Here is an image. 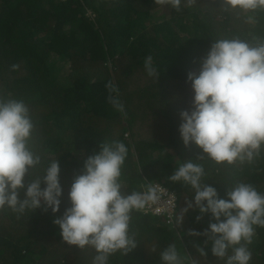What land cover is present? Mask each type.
Masks as SVG:
<instances>
[{
	"label": "trees",
	"instance_id": "trees-1",
	"mask_svg": "<svg viewBox=\"0 0 264 264\" xmlns=\"http://www.w3.org/2000/svg\"><path fill=\"white\" fill-rule=\"evenodd\" d=\"M225 38L264 41V9L246 12L224 0H182L180 10L156 0H0V97L27 105L34 124L29 147L40 156L25 184L58 159L63 189L55 213L43 206L23 214L0 210V264H93L96 250L67 244L54 220L71 207L69 190L84 161L113 141L128 148L122 193L157 182L178 196L173 223L133 210L129 235L136 246L111 254L108 264H162L160 253L170 244L182 264H225L206 236L191 234L214 222L210 213L199 221L198 209L184 213L194 190L169 179L191 160L220 198L239 183L264 194V146L251 162L217 163L194 143L186 146L179 133V114L193 97L187 75L198 73L212 43ZM148 56L157 80L145 70ZM110 95H118L123 112ZM254 228L250 264H264V227Z\"/></svg>",
	"mask_w": 264,
	"mask_h": 264
},
{
	"label": "clouds",
	"instance_id": "clouds-1",
	"mask_svg": "<svg viewBox=\"0 0 264 264\" xmlns=\"http://www.w3.org/2000/svg\"><path fill=\"white\" fill-rule=\"evenodd\" d=\"M156 3L180 10L182 0ZM224 4L246 12L264 9V0H224ZM144 67L157 80L159 70L151 56L145 58ZM187 80L193 97L191 107L179 114L183 143H194L217 163L251 162L264 146V41L252 45L239 38L216 39L201 58L198 73L189 72ZM107 87L118 93L115 85L109 83ZM108 99L123 112L118 95ZM33 130L24 101L0 97V210L8 207L23 214L43 206L45 211H59L63 189L58 159L51 161L42 177L25 184L26 174L40 163V156L29 147ZM127 155L128 148L121 141L100 144V150L87 157L83 171L73 179L68 194L71 207L54 220L67 244L96 250L93 264H108L111 254L134 248L135 241L129 235L132 211L155 214L148 210L161 198V187L153 185L157 182L143 192L122 193L118 181ZM203 175V167L188 160L169 177L194 190L193 197L185 202L184 213L198 209L201 215L197 221L205 213L214 221L203 233L193 230L191 234L206 236L212 254L226 258L225 264H250L248 245L255 234L254 226L264 227V194L250 183H239L227 191V198H220L214 186L202 183ZM20 189H24L23 198ZM155 215L169 222L166 213ZM160 259L162 264H182L174 244L160 253Z\"/></svg>",
	"mask_w": 264,
	"mask_h": 264
},
{
	"label": "built area",
	"instance_id": "built-area-1",
	"mask_svg": "<svg viewBox=\"0 0 264 264\" xmlns=\"http://www.w3.org/2000/svg\"><path fill=\"white\" fill-rule=\"evenodd\" d=\"M153 185H159L162 189V193L158 203L148 211L159 215H164L166 213L168 221L172 222L176 211L177 196L173 192L169 191L164 186L158 183H155ZM156 209H159V211L157 212Z\"/></svg>",
	"mask_w": 264,
	"mask_h": 264
}]
</instances>
